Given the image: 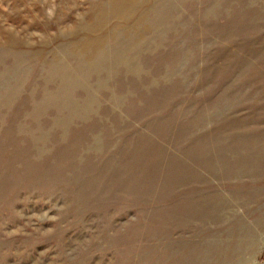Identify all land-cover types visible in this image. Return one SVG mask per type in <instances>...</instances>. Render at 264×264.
Instances as JSON below:
<instances>
[{"label":"rangeland","instance_id":"1","mask_svg":"<svg viewBox=\"0 0 264 264\" xmlns=\"http://www.w3.org/2000/svg\"><path fill=\"white\" fill-rule=\"evenodd\" d=\"M0 264H264V0H0Z\"/></svg>","mask_w":264,"mask_h":264}]
</instances>
